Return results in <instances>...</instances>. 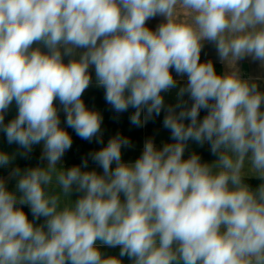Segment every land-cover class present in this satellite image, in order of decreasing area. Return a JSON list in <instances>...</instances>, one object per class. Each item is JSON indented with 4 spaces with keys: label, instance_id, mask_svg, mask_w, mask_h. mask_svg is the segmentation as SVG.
<instances>
[{
    "label": "clouds",
    "instance_id": "clouds-1",
    "mask_svg": "<svg viewBox=\"0 0 264 264\" xmlns=\"http://www.w3.org/2000/svg\"><path fill=\"white\" fill-rule=\"evenodd\" d=\"M206 42L225 71L201 62ZM245 58L264 68V0H0V132L22 157L42 143L47 161L14 168L15 191L0 177V264H264V91L241 74ZM93 67L112 109H135L131 124L165 110L173 142L149 138L125 162L130 140L116 134L89 153L102 174L87 158L58 166L73 140L57 100L78 137L103 143V117L82 99ZM173 71L187 82L166 107ZM189 140L216 159H185ZM14 159L0 151V167Z\"/></svg>",
    "mask_w": 264,
    "mask_h": 264
},
{
    "label": "crops",
    "instance_id": "crops-1",
    "mask_svg": "<svg viewBox=\"0 0 264 264\" xmlns=\"http://www.w3.org/2000/svg\"><path fill=\"white\" fill-rule=\"evenodd\" d=\"M162 20L163 17L157 16L156 18L148 21V27L155 30L156 26ZM42 50L46 51V49L43 48ZM68 59V57H65V62H67ZM209 59L213 61L217 72L226 70L225 66L218 59L215 47L212 44L206 42L201 52V62ZM238 67L241 70V74L245 78L259 77L260 89L264 91V68L260 66V63L258 61H253L251 60V58H245L244 60L238 62ZM89 71L92 76V83L89 86V90L84 92L82 99L84 100L88 108L99 111L103 117L100 133V137L102 138L103 143H97L96 138H94L90 142L78 137L75 131L66 125V114L63 111L62 105H60L59 101L57 100L55 103L59 110L61 127L65 128L68 131L73 140L71 148L65 152L58 166L62 165L65 169H67L72 166L81 165L82 160L84 158H87L88 169H95L98 173L102 174V169L91 160L89 153L97 151L100 148L106 146L108 140L116 134H120L130 140L129 147H122V159L125 162H134L142 154L144 142L149 138L153 140L157 148H162L164 143L173 142L170 130L164 128L163 126V118L166 114L165 110L162 109L159 116L153 115V118L145 123L142 127L131 124L130 116L133 114L135 109L130 107L125 112H115L104 98V89L98 87L96 84L94 67L90 68ZM173 76L179 81V84L176 89H172L168 93L163 94L166 107L168 105H174L176 103V93L178 91V88L183 84H186L187 82L186 76L181 78L177 76L174 71ZM182 99L186 102L187 107L191 106L192 100L187 94H185ZM177 111H179V109H177ZM8 115L10 120L17 115V107L15 105V102H13V104L10 106ZM204 115H206V110L202 109L199 119H202ZM189 122L190 121L185 120L186 124ZM42 150V143L40 145H34L32 151L27 155V157H22L21 155H19L22 149H20L19 146L14 143L8 144L6 135L3 132H0V151H6L10 155L15 154V159L12 160L8 166L0 167V177L5 179L9 190L15 191L16 178L10 176V173L14 168L19 167L21 170H24L29 167L46 166L47 161L40 159ZM194 152L200 155L201 162H212L216 159V157L211 153L210 145L207 142L201 145L193 140H189L185 149L184 158H188ZM113 167H115V163L113 164ZM254 179L257 178L252 177L247 178L246 180ZM79 195L80 193L73 191V193L71 194V198L75 200ZM123 198V194H121V199L123 200ZM21 207L26 212L30 220L34 219L29 206L23 205ZM35 222L37 224H42L44 223V218L41 217ZM101 251L105 255L119 254V248H107L102 246ZM122 259L124 261V264H130L127 257H124Z\"/></svg>",
    "mask_w": 264,
    "mask_h": 264
},
{
    "label": "trees",
    "instance_id": "trees-1",
    "mask_svg": "<svg viewBox=\"0 0 264 264\" xmlns=\"http://www.w3.org/2000/svg\"><path fill=\"white\" fill-rule=\"evenodd\" d=\"M9 115H8V111L5 113V123H7L9 121ZM246 182L252 187V188H256L259 186V184L261 183V181L259 179H254V180H246Z\"/></svg>",
    "mask_w": 264,
    "mask_h": 264
},
{
    "label": "built area",
    "instance_id": "built-area-1",
    "mask_svg": "<svg viewBox=\"0 0 264 264\" xmlns=\"http://www.w3.org/2000/svg\"><path fill=\"white\" fill-rule=\"evenodd\" d=\"M88 90H89V88H88L86 91H88ZM86 91H85V92H86Z\"/></svg>",
    "mask_w": 264,
    "mask_h": 264
}]
</instances>
